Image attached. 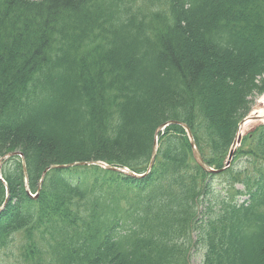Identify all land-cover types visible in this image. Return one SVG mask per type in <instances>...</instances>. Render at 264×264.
Wrapping results in <instances>:
<instances>
[{
	"label": "trees",
	"instance_id": "1",
	"mask_svg": "<svg viewBox=\"0 0 264 264\" xmlns=\"http://www.w3.org/2000/svg\"><path fill=\"white\" fill-rule=\"evenodd\" d=\"M262 94L264 0H0V264H264V124L218 175L169 125L142 179L24 182L142 174L169 121L221 169Z\"/></svg>",
	"mask_w": 264,
	"mask_h": 264
},
{
	"label": "water",
	"instance_id": "2",
	"mask_svg": "<svg viewBox=\"0 0 264 264\" xmlns=\"http://www.w3.org/2000/svg\"><path fill=\"white\" fill-rule=\"evenodd\" d=\"M169 125H178V126L182 127L185 130L186 135L188 137V140L190 142L193 158H194V160L196 161V163L200 166V168L202 170H204L207 173H211V174H216V173H219L220 171H222V170H213V169L209 168L203 162V160L201 158V155H200V153H199V151H198V149L196 147V144L194 142V139L192 137V134H191L190 130L185 125H183L181 123H178V122L169 121V122L163 124L162 126H160L157 129L156 133H155V138H154V141H153V147H152V150H151L150 160H149V163H148L147 170H146L145 174H143V175H137V174L131 172L130 170H127V169H124V168H118V167H114V166H109V165L104 164L102 162L74 163V164H70V165H66V166H50V167L46 168L43 171L42 175H41L40 184L42 183L43 179L45 178L47 172H49L50 170L64 169V168H70V167H75V166H97V167L103 168V169L111 171V172L122 174V175L127 176V177H131V178H134V179H141V178L145 177L147 174H149V172L151 171L152 166L154 164L155 157H156V154H157V149H158L157 136H158L159 132L162 131L165 127H167ZM240 141H241V138L237 142L236 141L234 142V145L232 146V149L230 150L228 159L226 161L225 168L229 167V165L231 163V160H232V156L234 154L235 146L239 145ZM14 156H19L22 159V163H23V158H22V155L20 153H11V154H9V155H7L5 157L4 161L9 159L10 157H14ZM1 165H2V163H0V166ZM23 167H24V163H23ZM24 169H25V167H24ZM0 180H1V173H0ZM26 184H27V181H26ZM27 193H29L28 189H27ZM5 204H6V200L3 203V205L0 207V212L4 208Z\"/></svg>",
	"mask_w": 264,
	"mask_h": 264
},
{
	"label": "bare ground",
	"instance_id": "3",
	"mask_svg": "<svg viewBox=\"0 0 264 264\" xmlns=\"http://www.w3.org/2000/svg\"><path fill=\"white\" fill-rule=\"evenodd\" d=\"M262 101L264 103V96L262 98ZM263 121H264V106L257 110H253L251 112V115H249L248 118L245 119L240 124L235 141L237 142L240 138H242L245 135L246 131L249 129V124L254 123V122L255 124H260Z\"/></svg>",
	"mask_w": 264,
	"mask_h": 264
},
{
	"label": "rangeland",
	"instance_id": "4",
	"mask_svg": "<svg viewBox=\"0 0 264 264\" xmlns=\"http://www.w3.org/2000/svg\"><path fill=\"white\" fill-rule=\"evenodd\" d=\"M263 96H264V94L262 96L258 97L257 99H255V103L251 107L250 112H252L253 110H257V109H259V108L264 106V103L262 101ZM258 125H262V123L261 124H255V122H254V123L249 124V129L246 131L245 135H247L248 132L250 133V131L252 129H254L256 126H258ZM243 165L244 164H242V162H240L238 167L243 166ZM214 182H215V184L218 183L217 180H215ZM216 187H219V186H216ZM200 261H201V253L199 251H196V250L193 249L191 251V253H190V263L189 264H200Z\"/></svg>",
	"mask_w": 264,
	"mask_h": 264
}]
</instances>
